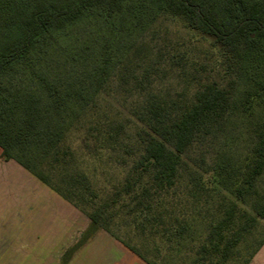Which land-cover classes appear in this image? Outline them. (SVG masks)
<instances>
[{
    "label": "trees",
    "instance_id": "16d2710c",
    "mask_svg": "<svg viewBox=\"0 0 264 264\" xmlns=\"http://www.w3.org/2000/svg\"><path fill=\"white\" fill-rule=\"evenodd\" d=\"M146 1L0 0L1 158L18 162L89 219L62 264L102 231L147 264H156L112 231L120 215L133 234L152 241L153 251H160L159 241L170 256L180 255L176 264L237 260L247 237L264 227V196L257 190L264 175V0H154L158 16L183 25L189 42L201 48L165 39L157 58L134 71V91L141 97L132 111L137 143L125 147L132 164L105 202H96V191L78 168V151L92 159L122 147L126 126L93 121L74 147L76 126L67 125L69 114L81 118L95 104L89 107L88 93L61 87L39 68L41 59L70 24L135 15ZM237 66L254 75L240 96L232 75ZM167 71L187 83L175 96L153 91L158 73ZM93 74L94 92H105L113 74L109 58L94 64ZM233 115L251 124L247 156L239 163L226 156L215 159L203 172L186 164L194 144L222 133ZM120 162L127 166L128 160ZM250 198L252 213L245 209ZM197 220L206 229L198 244L193 237ZM263 244L264 237L245 264Z\"/></svg>",
    "mask_w": 264,
    "mask_h": 264
},
{
    "label": "rangeland",
    "instance_id": "374dc122",
    "mask_svg": "<svg viewBox=\"0 0 264 264\" xmlns=\"http://www.w3.org/2000/svg\"><path fill=\"white\" fill-rule=\"evenodd\" d=\"M140 9L135 15L125 14L111 20L83 18L70 24L57 35L53 46L42 57L39 65V68L55 78L61 87L88 93L90 108L93 106L92 103L95 104L94 109L81 118L73 113L69 114L67 125L71 128L76 126V129L71 131V135L76 137L74 147L78 146L77 138L93 121H99L103 125L105 122H113L126 126L122 147L115 151L103 150L99 157L92 159L78 151V168L88 176L98 195L96 199L98 204L105 202L115 192V188L124 180L132 164V158L128 157L124 150L125 147H133L137 143L138 125L132 111L140 104L141 97L134 91L135 82L132 79L134 71L139 70L140 66H147L151 60L157 58V52L160 51L165 39H168V43L180 41L192 48L191 50L201 48L200 44L194 47L195 45L189 42V34L183 25L158 16L154 0H147L145 7ZM164 54H167V51H164ZM103 56L109 58L113 74L108 89L95 93L93 67ZM124 75L128 76L126 81L123 79ZM232 75L237 80L240 96L246 87H250V78L254 77L253 71L245 69L244 66H237ZM156 78L158 82L153 91L167 96L181 93L187 84L184 78L171 71L158 73ZM24 84L31 83L24 81ZM252 143L249 120L233 115L222 133L206 141L196 142L184 160L198 172H203L215 159L220 161L224 156L239 163L247 156ZM123 158L128 160L127 166L120 162ZM257 190L264 196V175L257 183ZM231 199L232 196L227 198V201ZM253 200L254 198L248 199L245 205V209L250 213ZM128 225V220L120 215L111 225V229L131 245L146 252L156 264H176L181 261L180 255L170 256L159 241L157 246L160 251H153L152 241H143L131 232ZM205 234L204 221L197 220L193 232L194 242L198 244ZM263 237L264 227L257 228L240 246L238 259L225 264H245ZM187 243L189 244L190 240H187Z\"/></svg>",
    "mask_w": 264,
    "mask_h": 264
},
{
    "label": "crops",
    "instance_id": "0c3cea01",
    "mask_svg": "<svg viewBox=\"0 0 264 264\" xmlns=\"http://www.w3.org/2000/svg\"><path fill=\"white\" fill-rule=\"evenodd\" d=\"M0 264H62L88 217L14 160L1 158ZM66 264H147L99 232ZM250 264H264V244Z\"/></svg>",
    "mask_w": 264,
    "mask_h": 264
}]
</instances>
